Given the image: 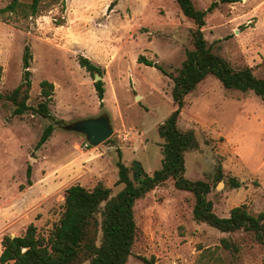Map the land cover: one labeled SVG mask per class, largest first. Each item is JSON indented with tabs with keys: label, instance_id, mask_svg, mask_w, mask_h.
<instances>
[{
	"label": "rangeland",
	"instance_id": "obj_1",
	"mask_svg": "<svg viewBox=\"0 0 264 264\" xmlns=\"http://www.w3.org/2000/svg\"><path fill=\"white\" fill-rule=\"evenodd\" d=\"M19 1L13 11L0 12V241L21 234L30 222L46 234L70 185L101 182L118 192L119 159L128 166L139 160L149 174L160 167L158 126L174 105L172 80L157 66L177 72L193 48L195 27L175 0H41L35 14L31 0ZM192 1L207 9L215 0ZM10 2L0 0V9ZM202 32L234 68L248 66L264 77V0L219 3L207 12ZM25 45L32 53L30 108L15 115L6 95L21 80ZM80 55L101 69L102 106L94 78L78 64ZM140 55L156 67L140 63ZM44 79L54 85L49 117L36 110ZM102 113L113 133L98 145L62 128ZM48 124L53 131L37 146ZM178 126L195 133L197 148L184 154L185 176L210 184L213 211L228 216L244 204L254 215L264 212V98L227 89L208 74L186 95ZM230 177L241 185L231 187ZM193 204V194L171 179L136 199L137 231L126 264H264V244L252 233H225L198 222ZM224 236L238 251L221 247Z\"/></svg>",
	"mask_w": 264,
	"mask_h": 264
},
{
	"label": "trees",
	"instance_id": "obj_2",
	"mask_svg": "<svg viewBox=\"0 0 264 264\" xmlns=\"http://www.w3.org/2000/svg\"><path fill=\"white\" fill-rule=\"evenodd\" d=\"M175 1L180 14L192 21L195 27L192 30L193 48L186 50L185 59L177 72L173 74L157 66L172 80L171 96L174 105L158 126V134L163 139L160 167L149 174L139 160H133L128 166L119 159L116 182L123 183V187L115 194L101 182L92 188L80 184L70 185L65 189L61 215L46 234H41L37 226L30 222L21 234L2 236L0 264H82L85 261L87 264H126L137 231L135 201L168 179L173 181L175 188L193 194L194 220L207 223L225 233L248 231L257 242L264 244V212L254 215L244 204H240L232 207L228 216H219L213 211L212 201L207 198L210 184L202 179H189L185 176L184 154L197 148L198 141L193 129L182 130L178 126L186 95L208 74H213L227 89L252 91L256 96L264 98V77L256 76L248 66L234 68L227 59L212 50L202 32L208 11L216 8L219 3L237 0H215L207 9L196 8L192 0ZM19 2L11 0L0 12L13 11ZM40 2L31 0V14L38 11ZM31 60L32 53L29 46L25 45L21 57V80L6 95L14 105L15 115H21L30 108L27 100L31 90ZM77 60L93 78L96 73L101 76L100 67L89 58L80 55ZM138 61L145 65L154 64L143 55L138 57ZM1 76L0 65V80ZM40 87L44 99L38 103L36 110L43 117H49L54 85L44 79L40 81ZM94 87L101 101L105 91L103 81H94ZM53 128L52 124H48L43 129L37 146L47 140ZM229 184L233 188L241 185L235 177L229 178ZM220 245L224 249L238 251V246L229 237H221Z\"/></svg>",
	"mask_w": 264,
	"mask_h": 264
},
{
	"label": "water",
	"instance_id": "obj_3",
	"mask_svg": "<svg viewBox=\"0 0 264 264\" xmlns=\"http://www.w3.org/2000/svg\"><path fill=\"white\" fill-rule=\"evenodd\" d=\"M153 66L156 67V62H154ZM98 78H101V76L96 73L94 81ZM62 128L85 135L86 140L92 146L104 142L113 133L111 119L107 113L63 123Z\"/></svg>",
	"mask_w": 264,
	"mask_h": 264
},
{
	"label": "crops",
	"instance_id": "obj_4",
	"mask_svg": "<svg viewBox=\"0 0 264 264\" xmlns=\"http://www.w3.org/2000/svg\"><path fill=\"white\" fill-rule=\"evenodd\" d=\"M11 236H13V235H11Z\"/></svg>",
	"mask_w": 264,
	"mask_h": 264
}]
</instances>
